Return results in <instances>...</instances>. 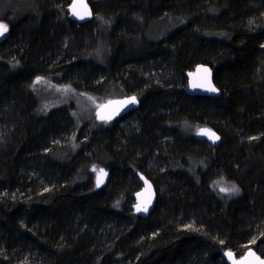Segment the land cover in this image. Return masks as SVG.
Returning a JSON list of instances; mask_svg holds the SVG:
<instances>
[{"label":"trees","instance_id":"16d2710c","mask_svg":"<svg viewBox=\"0 0 264 264\" xmlns=\"http://www.w3.org/2000/svg\"><path fill=\"white\" fill-rule=\"evenodd\" d=\"M88 1L93 18L76 24L66 0H0V264L264 256V0ZM199 63L213 68L218 97L185 93ZM38 78L133 94L138 108L114 121L134 113L136 124L44 115ZM202 127L218 132L216 146L197 139ZM96 162L109 172L100 188ZM137 172L157 193L146 218L131 209ZM217 178L238 196L218 195Z\"/></svg>","mask_w":264,"mask_h":264},{"label":"water","instance_id":"95a60500","mask_svg":"<svg viewBox=\"0 0 264 264\" xmlns=\"http://www.w3.org/2000/svg\"><path fill=\"white\" fill-rule=\"evenodd\" d=\"M67 5L65 7L68 19L76 24H83L89 22L93 18V9L88 0H83V4L86 5V8L77 7L74 14L73 11V0H66ZM83 16V18H80ZM0 35V40H2L5 36ZM264 50V43H263ZM201 69V71H198ZM203 69H208V72L202 71ZM213 68L207 64L199 63L196 64L191 70H188L184 73V77L186 79V88L185 93L189 96H205L209 98H216L220 95V90L213 79ZM209 87H214L216 91H209ZM135 97L134 103H125L129 101L131 98ZM139 100L133 95L129 94L122 97L111 98L101 105L98 106L95 112V120L97 122H111L114 121L130 111L138 108ZM201 130H208L209 133H214V138H210L209 135H200ZM196 137L198 140L206 142L209 146H216L220 142V135L218 132L209 127L199 128L196 132ZM137 176L140 180L141 186L134 193V202L131 204V209L137 216L141 218H146L150 211L153 209L157 197L156 190L152 184V182L145 177L142 173L137 172ZM109 177V172L107 170H102L98 172L95 176V185L97 188H100L105 185L107 179ZM99 180V183H98ZM137 205L141 208L147 207L146 211H137ZM254 253V256H248L249 252ZM231 253V257L228 255ZM248 257L249 264H259V261H264V256H260L254 249H247L240 256H236L232 251L226 250L222 257L224 258L227 264H240V261L244 257ZM259 258V260H257Z\"/></svg>","mask_w":264,"mask_h":264},{"label":"rangeland","instance_id":"374dc122","mask_svg":"<svg viewBox=\"0 0 264 264\" xmlns=\"http://www.w3.org/2000/svg\"><path fill=\"white\" fill-rule=\"evenodd\" d=\"M158 70H153L152 75L157 74ZM157 76V75H156ZM49 81V80H48ZM44 78H38V80H34L33 83V89L36 92V94L39 96V101L41 103V110L44 115L49 114L51 111L56 109H68L67 112L70 113V115H74V117H77V128L82 127L84 124H87L88 122H94L95 121V112L100 104H102L104 101L110 99V98H116L126 95L125 93H119L108 91V94L102 95L100 97H94L95 95L89 94L83 91V89L77 90L74 87H72L70 84H62V83H56V82H48ZM74 112V113H73ZM135 114H130L127 117H125L122 120L119 121H113V123H107V124H116V127L118 129H125L126 131L130 126L134 127L135 123ZM87 130V126L84 127L82 132ZM155 164L150 163L147 165L146 169H155ZM157 169V168H156ZM104 170L102 166H100V163H91L88 166V172L93 173V179L95 174L100 171ZM158 170V169H157ZM154 172V171H153ZM162 173L161 170L157 171V174ZM237 187L230 182L225 181L222 178H217L213 180L212 182V189L221 197L225 196L228 199H232L237 197L239 194V191L235 192H222L221 188L231 189ZM238 190V189H237ZM133 202V201H132ZM131 202V203H132Z\"/></svg>","mask_w":264,"mask_h":264},{"label":"snow or ice","instance_id":"6c2138e0","mask_svg":"<svg viewBox=\"0 0 264 264\" xmlns=\"http://www.w3.org/2000/svg\"><path fill=\"white\" fill-rule=\"evenodd\" d=\"M77 7H83L86 8L87 6L83 4V0H73V11L74 14H76L75 10ZM80 18H83V16H81ZM7 31V25L5 24H0V35H3L4 32ZM198 71H201V69H198ZM202 71L204 72H208V69H203ZM209 91H216V89L214 87H209L208 89ZM135 102V97L131 98L129 101H126L125 103H134ZM200 135H209L210 138H214L215 134L214 133H209L208 130H201ZM99 183V180H98ZM222 192H235L238 191L235 187L231 188V189H226V188H221L220 189ZM147 207H143L141 208L139 205H137V211H146ZM228 255L231 257V253H228ZM255 254L252 253L251 251L248 253V256H254ZM257 260H259V258H257ZM240 264H249L248 261V257H244L241 261ZM259 264H264V261H259Z\"/></svg>","mask_w":264,"mask_h":264},{"label":"bare ground","instance_id":"6f19581e","mask_svg":"<svg viewBox=\"0 0 264 264\" xmlns=\"http://www.w3.org/2000/svg\"><path fill=\"white\" fill-rule=\"evenodd\" d=\"M62 37V36H61ZM68 37V36H67ZM67 39V38H66ZM66 39H64V40H66Z\"/></svg>","mask_w":264,"mask_h":264}]
</instances>
